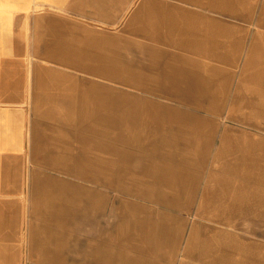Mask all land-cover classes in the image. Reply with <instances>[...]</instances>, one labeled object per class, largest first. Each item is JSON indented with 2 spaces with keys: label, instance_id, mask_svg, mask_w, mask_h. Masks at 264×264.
Returning <instances> with one entry per match:
<instances>
[{
  "label": "crops",
  "instance_id": "0c3cea01",
  "mask_svg": "<svg viewBox=\"0 0 264 264\" xmlns=\"http://www.w3.org/2000/svg\"><path fill=\"white\" fill-rule=\"evenodd\" d=\"M0 264H264V0H0Z\"/></svg>",
  "mask_w": 264,
  "mask_h": 264
},
{
  "label": "rangeland",
  "instance_id": "374dc122",
  "mask_svg": "<svg viewBox=\"0 0 264 264\" xmlns=\"http://www.w3.org/2000/svg\"><path fill=\"white\" fill-rule=\"evenodd\" d=\"M92 186H94L93 181H92ZM94 193L96 195L91 196V204L92 206H98V203L102 200V196L99 199L98 192H94ZM116 202L120 203L122 206H132V196L130 194H117V195L107 194V200H106L107 206H113Z\"/></svg>",
  "mask_w": 264,
  "mask_h": 264
}]
</instances>
